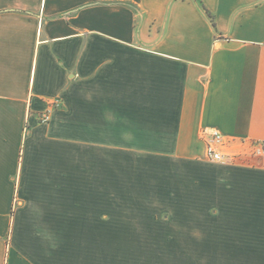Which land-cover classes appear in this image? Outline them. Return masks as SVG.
Masks as SVG:
<instances>
[{
	"label": "crops",
	"instance_id": "1",
	"mask_svg": "<svg viewBox=\"0 0 264 264\" xmlns=\"http://www.w3.org/2000/svg\"><path fill=\"white\" fill-rule=\"evenodd\" d=\"M204 129L264 141V0H0V264H109L92 252V181L107 213L113 152L134 186L158 154L192 161L202 146L209 163ZM242 166L213 221L165 241L196 239L200 263L264 264V156Z\"/></svg>",
	"mask_w": 264,
	"mask_h": 264
},
{
	"label": "rangeland",
	"instance_id": "2",
	"mask_svg": "<svg viewBox=\"0 0 264 264\" xmlns=\"http://www.w3.org/2000/svg\"><path fill=\"white\" fill-rule=\"evenodd\" d=\"M171 153L172 156L158 154L157 165L154 171L151 169L153 173H149L146 167V171L142 170L145 176L133 186L131 182H127V176L111 164L115 159L113 152L109 160L107 187L103 181V187L108 191L107 213L100 211L102 207L106 208L104 202L102 205L100 182L97 184L96 179L92 181L90 187L93 192L92 197L86 201V204L91 206L93 211L97 208L99 212L96 214L94 212L90 221L94 224L97 222L99 227L100 222H103L102 230H93L91 233L94 241L96 237L98 241L101 238L103 241L102 244H94L92 252L107 255L109 264H116L118 257L122 261V258L128 259L130 256L131 259L136 258L134 261L137 264H216L214 261L217 260L200 263L197 254L203 247L198 246L196 239L190 246L167 243L165 239L174 236L181 238L182 223H193V228L197 230L199 222L213 221L215 219L213 209H217L214 205L216 193L219 190L238 188V182L225 178L236 172L240 173L239 169H242L241 173H244L245 169L248 173V168L242 165L248 166L251 161L220 163L222 165L218 168L215 162L204 161L202 146L197 148L191 158L192 161L178 160L176 151ZM178 153L181 154V151ZM206 164L209 165L207 168L204 167ZM203 190L211 194L204 196ZM133 237H153V239L148 245L135 247L127 243V239ZM186 247L193 251L187 253ZM214 247L230 250L235 248L230 245L207 244L205 255L212 257ZM244 252L237 250L231 252V255L238 257L241 254L242 257H246ZM232 263L248 264V260Z\"/></svg>",
	"mask_w": 264,
	"mask_h": 264
},
{
	"label": "built area",
	"instance_id": "3",
	"mask_svg": "<svg viewBox=\"0 0 264 264\" xmlns=\"http://www.w3.org/2000/svg\"><path fill=\"white\" fill-rule=\"evenodd\" d=\"M63 106L61 99L49 102L48 109L40 116L39 122L49 123L52 114ZM201 140L205 146V158L215 163H235L252 161L254 158L264 156V141L254 142L248 146L245 141L226 137L218 129H204Z\"/></svg>",
	"mask_w": 264,
	"mask_h": 264
},
{
	"label": "trees",
	"instance_id": "4",
	"mask_svg": "<svg viewBox=\"0 0 264 264\" xmlns=\"http://www.w3.org/2000/svg\"><path fill=\"white\" fill-rule=\"evenodd\" d=\"M207 14L211 17V15L207 12Z\"/></svg>",
	"mask_w": 264,
	"mask_h": 264
}]
</instances>
